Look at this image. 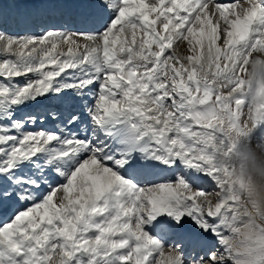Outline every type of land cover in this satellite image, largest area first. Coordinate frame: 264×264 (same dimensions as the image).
<instances>
[{"label":"snow or ice","instance_id":"6c2138e0","mask_svg":"<svg viewBox=\"0 0 264 264\" xmlns=\"http://www.w3.org/2000/svg\"><path fill=\"white\" fill-rule=\"evenodd\" d=\"M23 15L41 30L0 28V264H264V211L236 175L264 142V0Z\"/></svg>","mask_w":264,"mask_h":264},{"label":"clouds","instance_id":"9594fccd","mask_svg":"<svg viewBox=\"0 0 264 264\" xmlns=\"http://www.w3.org/2000/svg\"><path fill=\"white\" fill-rule=\"evenodd\" d=\"M236 175L243 181L242 191L249 209L255 205L264 211V142L252 143L242 150Z\"/></svg>","mask_w":264,"mask_h":264},{"label":"rangeland","instance_id":"374dc122","mask_svg":"<svg viewBox=\"0 0 264 264\" xmlns=\"http://www.w3.org/2000/svg\"><path fill=\"white\" fill-rule=\"evenodd\" d=\"M28 0H0V3L4 4V14L0 17V28L6 29L10 33H20L21 35L31 34L33 31H40L41 29L35 28L32 24V21L27 16L23 15L25 11V5ZM229 2H232L229 1ZM78 21V20H77ZM64 23H67L70 26L69 21H66L63 18ZM77 27V24L74 25ZM74 30V29H73ZM178 55L187 54V50L184 45H181L177 50ZM38 106H31L27 110L33 111ZM246 111V109H245ZM39 127V125H37ZM258 141H253V144H257ZM161 176H173L174 173L171 170H165L160 173ZM200 186L204 188L206 192H212L214 186L208 181L206 178H202L200 182ZM1 211V210H0Z\"/></svg>","mask_w":264,"mask_h":264},{"label":"bare ground","instance_id":"6f19581e","mask_svg":"<svg viewBox=\"0 0 264 264\" xmlns=\"http://www.w3.org/2000/svg\"><path fill=\"white\" fill-rule=\"evenodd\" d=\"M229 1H231V0H218V2H221V3H227ZM64 19L66 21H69L70 26H72V29L76 28V26H74L76 24H77V27H81V24L79 22V18L78 17H73V16L68 15V16H65ZM0 210H1L0 211V224H2V223L7 221V217L10 214V210L7 209V208L0 209Z\"/></svg>","mask_w":264,"mask_h":264}]
</instances>
